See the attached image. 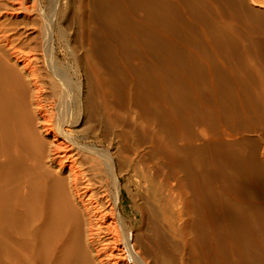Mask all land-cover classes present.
<instances>
[{
  "label": "bare ground",
  "instance_id": "bare-ground-1",
  "mask_svg": "<svg viewBox=\"0 0 264 264\" xmlns=\"http://www.w3.org/2000/svg\"><path fill=\"white\" fill-rule=\"evenodd\" d=\"M58 1L0 0V264H264V0Z\"/></svg>",
  "mask_w": 264,
  "mask_h": 264
},
{
  "label": "rangeland",
  "instance_id": "rangeland-1",
  "mask_svg": "<svg viewBox=\"0 0 264 264\" xmlns=\"http://www.w3.org/2000/svg\"><path fill=\"white\" fill-rule=\"evenodd\" d=\"M64 2V0H59L58 1V4H57V8H56V11H57V13H59L61 10H62V7H63V3ZM47 11H49V10H47ZM93 144H95V146L98 148V149H104V147L102 146V145H100V143L99 142H97V141H94V142H92ZM125 194H126V196H125V202L128 200V196H127V192H125Z\"/></svg>",
  "mask_w": 264,
  "mask_h": 264
}]
</instances>
